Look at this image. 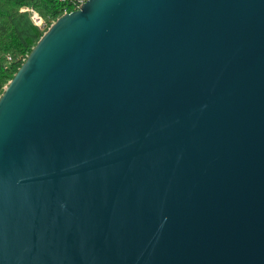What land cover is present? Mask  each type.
I'll return each mask as SVG.
<instances>
[{
    "label": "water",
    "instance_id": "95a60500",
    "mask_svg": "<svg viewBox=\"0 0 264 264\" xmlns=\"http://www.w3.org/2000/svg\"><path fill=\"white\" fill-rule=\"evenodd\" d=\"M0 264H264V0H88L0 96Z\"/></svg>",
    "mask_w": 264,
    "mask_h": 264
},
{
    "label": "trees",
    "instance_id": "16d2710c",
    "mask_svg": "<svg viewBox=\"0 0 264 264\" xmlns=\"http://www.w3.org/2000/svg\"><path fill=\"white\" fill-rule=\"evenodd\" d=\"M24 7L36 9L48 27L64 14L56 0H0V96L44 35Z\"/></svg>",
    "mask_w": 264,
    "mask_h": 264
},
{
    "label": "built area",
    "instance_id": "2783aa9c",
    "mask_svg": "<svg viewBox=\"0 0 264 264\" xmlns=\"http://www.w3.org/2000/svg\"><path fill=\"white\" fill-rule=\"evenodd\" d=\"M56 1H58L61 5H63L64 14H65L72 12L74 10H78L88 0H56ZM22 11H25L29 14L31 21L39 29L44 30L48 27L45 19L39 14V12L36 9L32 7H24Z\"/></svg>",
    "mask_w": 264,
    "mask_h": 264
},
{
    "label": "rangeland",
    "instance_id": "374dc122",
    "mask_svg": "<svg viewBox=\"0 0 264 264\" xmlns=\"http://www.w3.org/2000/svg\"><path fill=\"white\" fill-rule=\"evenodd\" d=\"M50 27V26H49ZM49 28L47 27L46 29L42 30L44 33L48 30ZM6 87V86H5ZM5 89V88H4Z\"/></svg>",
    "mask_w": 264,
    "mask_h": 264
}]
</instances>
